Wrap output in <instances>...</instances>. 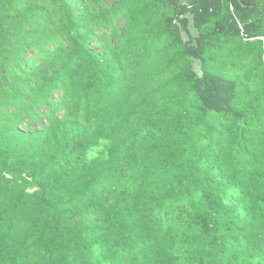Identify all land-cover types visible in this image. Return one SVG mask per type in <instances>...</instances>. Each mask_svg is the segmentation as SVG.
<instances>
[{"label": "trees", "instance_id": "1", "mask_svg": "<svg viewBox=\"0 0 264 264\" xmlns=\"http://www.w3.org/2000/svg\"><path fill=\"white\" fill-rule=\"evenodd\" d=\"M0 264H264V0H0Z\"/></svg>", "mask_w": 264, "mask_h": 264}]
</instances>
